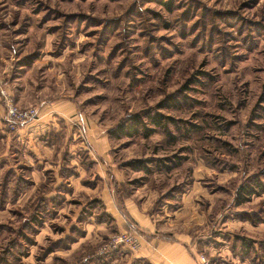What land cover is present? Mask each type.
Returning a JSON list of instances; mask_svg holds the SVG:
<instances>
[{"label":"rangeland","instance_id":"374dc122","mask_svg":"<svg viewBox=\"0 0 264 264\" xmlns=\"http://www.w3.org/2000/svg\"><path fill=\"white\" fill-rule=\"evenodd\" d=\"M170 1L0 0V124L5 89L21 107L70 100L104 131L134 113L155 130L110 139L107 174L82 180L97 193L68 198L70 185L56 207L41 197L65 181L49 174L35 197L29 163L0 140V264H150L137 255L154 236L129 220L130 199L211 264H264V0ZM105 182L136 250L105 252L123 233L97 199Z\"/></svg>","mask_w":264,"mask_h":264},{"label":"crops","instance_id":"0c3cea01","mask_svg":"<svg viewBox=\"0 0 264 264\" xmlns=\"http://www.w3.org/2000/svg\"><path fill=\"white\" fill-rule=\"evenodd\" d=\"M38 107L39 117L24 125L18 133L11 134L7 131L5 114L2 116L3 124H0V140L5 146L6 155L13 152L11 156H18L22 162L29 163L31 172L29 177L34 186L31 194L37 196V185L43 183L49 174L55 176L56 185L65 181L73 186L68 198L78 197L84 190H93V193H97L100 189L98 185L93 189L82 185V180L91 181L97 175L107 174V164L103 165V162H108L107 158L111 150L107 131L99 129L94 123L90 125L88 118L84 117L70 100L62 99ZM82 121L85 123V129L81 128ZM81 152L89 154L95 167L85 170L77 165L75 157ZM66 155L73 158L70 161L72 166H63L62 158ZM98 158L101 162L97 161ZM46 192L47 197L54 193L46 194ZM97 199L104 202L107 213L114 218L118 230L124 232L127 222L116 208L107 182L101 187ZM131 200L123 202L129 220L154 236L151 243H146L148 248L146 246L144 249L141 248L140 254L137 255L138 259L142 261L145 259L150 264H198L200 255L196 254L191 238L184 237V240L174 241L164 239L155 221L141 212ZM96 225L106 228L104 223Z\"/></svg>","mask_w":264,"mask_h":264},{"label":"trees","instance_id":"16d2710c","mask_svg":"<svg viewBox=\"0 0 264 264\" xmlns=\"http://www.w3.org/2000/svg\"><path fill=\"white\" fill-rule=\"evenodd\" d=\"M162 2L167 7L171 8L172 2L170 0H168V1L162 0ZM150 117H151L150 118L151 122L157 128H165V120L171 119L169 116L163 115L161 113H155L154 115H150ZM127 122L128 123L120 124L117 129H114V130H111V131H107V135L109 136V138L111 140L116 139V138H124V137L132 138V137H136L138 135H142L143 133H145V137H149V136L152 135L153 131H155L154 129L146 128L145 125H144V132H143V130H142V125H143L142 116L139 113H134V114L130 115V120L127 121ZM87 157L90 159L89 163L93 162V161H91V158L89 157V154H87ZM135 163L137 164V168L138 169H142V168L145 169L144 162L137 161ZM68 175H69V173H68ZM255 185H257V186L259 185V187H261L259 182H258V184H255ZM64 186L66 187L65 189H59V188L51 189V190H48L46 192V194L48 192L50 193V192H53V191H57V192H59L61 194L69 192L70 191V184L68 182H65ZM109 189H110V192H111V196H112V198L114 200V203L118 202V200H116V197H115L111 187ZM62 190H69V191H62ZM243 194L246 195V197L247 196H252L253 194H255V190L253 189V186H250V187H247V188L246 187L242 188L240 195L242 196ZM246 197H243V202L247 201V200H244V199H248ZM59 198H55L54 199V196L47 197V196H45V193H44V195H42V197H41V204L43 202V205L47 206V205L53 203V205H55V207H56L59 204H61V200L62 199H59ZM122 202H123V200H122ZM118 204H119V202H118ZM103 206H105V205H103ZM119 212H121V211H119ZM121 213H123V212H121ZM105 216L108 217L110 222H114L115 223V220L112 217V215H110V214L107 215L106 214ZM36 218H37V216H36ZM34 221L36 222V220H34ZM39 223H41V222L38 221L37 224H39ZM123 231L124 232H129L128 230H125V229Z\"/></svg>","mask_w":264,"mask_h":264},{"label":"built area","instance_id":"2783aa9c","mask_svg":"<svg viewBox=\"0 0 264 264\" xmlns=\"http://www.w3.org/2000/svg\"><path fill=\"white\" fill-rule=\"evenodd\" d=\"M1 94L5 108L6 129L9 133H18L24 125L36 120L39 117L40 109L38 106L32 105L28 107H21L13 101L11 95L7 93L5 89L1 91ZM120 246L136 250L140 248L141 244L134 236L128 232H123L111 237L110 242L106 246L105 252L110 254L113 250H116ZM198 264L211 263L206 256L200 255L198 257Z\"/></svg>","mask_w":264,"mask_h":264}]
</instances>
